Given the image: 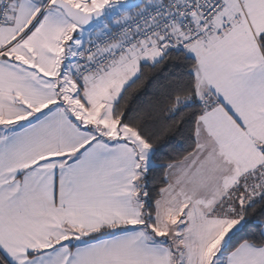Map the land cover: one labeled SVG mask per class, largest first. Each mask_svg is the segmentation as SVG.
I'll list each match as a JSON object with an SVG mask.
<instances>
[{
    "label": "snow or ice",
    "instance_id": "snow-or-ice-1",
    "mask_svg": "<svg viewBox=\"0 0 264 264\" xmlns=\"http://www.w3.org/2000/svg\"><path fill=\"white\" fill-rule=\"evenodd\" d=\"M0 264H264V0H0Z\"/></svg>",
    "mask_w": 264,
    "mask_h": 264
}]
</instances>
